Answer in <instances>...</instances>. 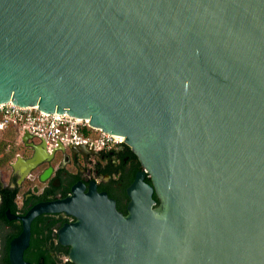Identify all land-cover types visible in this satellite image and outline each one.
<instances>
[{
  "label": "water",
  "instance_id": "obj_1",
  "mask_svg": "<svg viewBox=\"0 0 264 264\" xmlns=\"http://www.w3.org/2000/svg\"><path fill=\"white\" fill-rule=\"evenodd\" d=\"M8 102L121 135L143 167L127 215L94 183L32 207L11 264L60 212L74 264H264V0H0Z\"/></svg>",
  "mask_w": 264,
  "mask_h": 264
},
{
  "label": "flooded vegetation",
  "instance_id": "obj_2",
  "mask_svg": "<svg viewBox=\"0 0 264 264\" xmlns=\"http://www.w3.org/2000/svg\"><path fill=\"white\" fill-rule=\"evenodd\" d=\"M142 169L127 144L109 151L84 145L49 148L34 135L24 140L18 129H4L0 133V264H11V242L23 230L21 217L39 203L68 197L78 183L84 184L85 192L94 183L127 215V188ZM75 220L64 212L35 217L24 259L31 264L41 260L44 264H74L69 260L70 247L59 242L57 233Z\"/></svg>",
  "mask_w": 264,
  "mask_h": 264
},
{
  "label": "built area",
  "instance_id": "obj_3",
  "mask_svg": "<svg viewBox=\"0 0 264 264\" xmlns=\"http://www.w3.org/2000/svg\"><path fill=\"white\" fill-rule=\"evenodd\" d=\"M67 113L41 111L38 106L0 104V130L16 128L44 140L49 148L59 145H84L96 150H115L125 138L92 127L87 121Z\"/></svg>",
  "mask_w": 264,
  "mask_h": 264
},
{
  "label": "trees",
  "instance_id": "obj_4",
  "mask_svg": "<svg viewBox=\"0 0 264 264\" xmlns=\"http://www.w3.org/2000/svg\"><path fill=\"white\" fill-rule=\"evenodd\" d=\"M146 181H148L149 183H151V181H150V179H149V178H147V179H146ZM154 198H155V199H157V196H156V195H154ZM157 200H158V199H157ZM37 237H38V235H37ZM38 240H39V239H38V238H36V242H38Z\"/></svg>",
  "mask_w": 264,
  "mask_h": 264
},
{
  "label": "crops",
  "instance_id": "obj_5",
  "mask_svg": "<svg viewBox=\"0 0 264 264\" xmlns=\"http://www.w3.org/2000/svg\"><path fill=\"white\" fill-rule=\"evenodd\" d=\"M3 130H1V132H2ZM22 134V133H21Z\"/></svg>",
  "mask_w": 264,
  "mask_h": 264
},
{
  "label": "rangeland",
  "instance_id": "obj_6",
  "mask_svg": "<svg viewBox=\"0 0 264 264\" xmlns=\"http://www.w3.org/2000/svg\"><path fill=\"white\" fill-rule=\"evenodd\" d=\"M0 133H1V130H0Z\"/></svg>",
  "mask_w": 264,
  "mask_h": 264
}]
</instances>
